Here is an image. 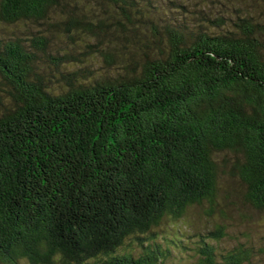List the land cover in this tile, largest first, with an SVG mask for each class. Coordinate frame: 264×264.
Returning a JSON list of instances; mask_svg holds the SVG:
<instances>
[{
  "label": "trees",
  "instance_id": "obj_1",
  "mask_svg": "<svg viewBox=\"0 0 264 264\" xmlns=\"http://www.w3.org/2000/svg\"><path fill=\"white\" fill-rule=\"evenodd\" d=\"M96 1L123 16L111 20L125 41L84 23L114 78L72 73L56 93L22 42L0 41V264H165L186 248L189 211L220 208L227 174L264 211V24L214 34L135 15L137 0ZM62 2L0 0V25L45 21ZM123 49L141 63L117 60ZM132 240L138 258L120 253ZM203 243L197 264H253L241 249L218 263Z\"/></svg>",
  "mask_w": 264,
  "mask_h": 264
},
{
  "label": "rangeland",
  "instance_id": "obj_2",
  "mask_svg": "<svg viewBox=\"0 0 264 264\" xmlns=\"http://www.w3.org/2000/svg\"><path fill=\"white\" fill-rule=\"evenodd\" d=\"M66 1L69 6L62 2V6L51 11L45 21H21L14 25H0V41L22 42L27 50L35 55L33 67L36 68V73L44 79L48 89L56 93L68 89L67 82L72 78V73L77 72L75 77L79 78L80 82L93 81L103 76L112 78L117 76V70H109V66L105 63L106 57L101 55L96 39L87 34L84 23L92 20L97 23L106 21L108 24L103 26V29L108 39L105 41L107 43L112 41L110 38H113L114 34H121L119 41H125L121 31L118 30L115 18L111 20L113 15L123 19L119 12L117 16L112 9H107L96 0H80L84 6L77 9L73 7L72 0ZM137 1L139 7L137 6L136 11H133L135 15L144 11L147 15L148 9L153 17L144 16L145 19L156 18L158 22L188 25L202 32L219 34L223 32L222 27L224 30H238L237 25L242 24L240 19L247 18L264 24V4L258 0ZM137 26L140 32L136 33L139 36L147 32L143 23L141 26L137 23ZM128 35L133 37V34ZM37 38H44L45 42H38ZM119 41L108 47L114 51L117 50ZM122 51L126 55L119 53L116 56V54L117 60L125 56L129 60L140 62L137 59L139 57L133 58L130 50ZM66 77H69L67 81ZM8 92V87L4 86L0 80V114L9 104ZM221 157L226 158L227 161L235 160V155L228 154ZM229 176V174L225 175L222 180L225 185L224 192L229 198H221L220 208L214 214L210 212L208 203L189 211L181 228L183 230L181 236L186 237L184 241L186 248L173 253L171 259L165 261V264H197L204 257V250L201 251L205 247L203 241L214 248L218 263L224 262L230 253L241 249L250 255L251 263L264 264V211L248 205L242 197L243 185L240 181L233 182ZM217 227H223L226 232L220 241L213 238ZM162 238L161 236L159 239L162 240ZM127 243L120 253H134L138 258L141 250L136 246L135 241Z\"/></svg>",
  "mask_w": 264,
  "mask_h": 264
}]
</instances>
